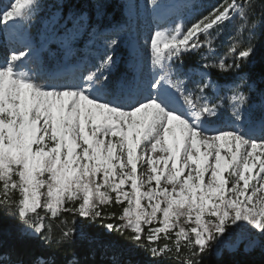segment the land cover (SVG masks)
<instances>
[{"label":"snow or ice","instance_id":"snow-or-ice-1","mask_svg":"<svg viewBox=\"0 0 264 264\" xmlns=\"http://www.w3.org/2000/svg\"><path fill=\"white\" fill-rule=\"evenodd\" d=\"M144 3L154 18L143 38L151 67L145 70L137 35L127 71L115 70L123 29L104 25L106 0L0 5V208L20 221L23 237L54 250L30 264H58L55 249L77 242L93 254L111 253L110 264H141L140 250L151 256L148 264H206L214 251L241 241L246 250L264 246V90L250 99L241 88L251 85L238 75L256 52L252 0ZM126 7L131 30L139 12L131 2ZM237 19L236 31L246 28L249 38L229 36L218 63L210 62L213 34ZM85 35L76 65L47 63L50 45L67 57ZM186 56H198L199 66L185 70ZM211 69L237 73L231 115L207 95L222 88ZM192 76L199 79L189 89L182 77ZM96 224L100 231L87 230Z\"/></svg>","mask_w":264,"mask_h":264},{"label":"trees","instance_id":"trees-1","mask_svg":"<svg viewBox=\"0 0 264 264\" xmlns=\"http://www.w3.org/2000/svg\"><path fill=\"white\" fill-rule=\"evenodd\" d=\"M73 3H83L85 6L88 0H72ZM206 3L213 2V0H205ZM43 3H49L50 0H44ZM252 4L257 5V9H252V14L249 20L253 21L255 17L262 20V24L255 31L254 46L256 49L255 56L244 68L239 72H244L248 79L253 81L259 88L264 90V0H253ZM106 15L104 18V25L108 28H113L117 25L126 24V19L123 15V7L120 0H106ZM252 15L254 17H252ZM218 42L223 41L222 34L216 36L213 34ZM238 39L241 40L242 35L238 34ZM120 43L118 50L125 57L127 53L126 47H122ZM198 56H186L184 60L185 70L199 66ZM116 70H127L120 65L116 66ZM209 78L217 79L219 81L233 80L236 75L232 73H221L217 69L209 70ZM227 75L231 77H227ZM250 99L258 98L249 94ZM53 234L58 237L60 234L59 222H53ZM23 225L15 217L9 216L2 208H0V264H12L16 260H24L26 264H30L35 259H51L53 258V249L48 248L38 239L33 241L31 238L23 237L20 229ZM87 230L100 231V225H90ZM110 240L117 241L123 247H129L123 237L118 234L106 233ZM146 254L143 250L137 254L136 259L141 261V264H148ZM5 257L1 259V257ZM54 258L58 264H67L69 260L75 258L77 261L87 259L93 264H110L111 253L108 255L96 252L95 254L87 251L85 245L77 242L75 245L62 244L58 249H55ZM206 264H264V253L259 249L252 250L251 252H243L241 249L235 252H229L226 249L220 250V254L216 255L215 252L206 258Z\"/></svg>","mask_w":264,"mask_h":264},{"label":"rangeland","instance_id":"rangeland-1","mask_svg":"<svg viewBox=\"0 0 264 264\" xmlns=\"http://www.w3.org/2000/svg\"><path fill=\"white\" fill-rule=\"evenodd\" d=\"M120 1L122 2L123 7H124L123 15L124 16H128V10H127L126 5L129 2H132V0H120ZM5 2H6V0H0V5H2ZM133 2L136 3V6H137V9H138V12H139V14H138V17L140 18L139 26H136L135 29H134V26H133L132 22H131V30H128L127 28H125L127 26H118V27L123 29L121 31V34H120V43L122 44L121 45L122 47H126V45H127V58H128V60L123 62L124 58L122 57V55L119 52V50H117L118 47L115 49L114 59H115V62H116V66L124 64L126 67H128V61L131 58L130 55H129V52H130V40L134 36L138 35L140 37V49H139V51H140L141 55L144 56L145 59H146L145 70H147V69H150V67H151L150 58H149L150 54L147 53V51H146V49L144 47L143 38L148 36L150 34V32L153 30V26L154 25H151V22H152L151 19H153V18L151 16V12L148 10V8L145 7L144 0H133ZM257 7H258L257 5L253 4V8L252 9H257ZM147 11L149 12V14L146 17H144V15L147 13ZM38 15L41 17V13H39ZM252 17H254V16L252 15ZM249 22H251V21L249 20ZM240 23L241 22L237 19V20L233 21V24L225 26L224 31L221 33L222 34L221 37H223V41L218 42L215 39L214 36L212 37L213 47H215L217 49V53H216V55H214L212 57V60L210 62H217L218 63V60H217L216 57L218 55H220L221 53H223L225 51V48H226L227 44L230 43V41L228 39L229 36L240 34V35H242L241 40L247 41V39L249 38V32L247 31L246 28L240 29L239 32L236 31V29L239 27ZM153 24H154V22H153ZM165 26H168V25H165ZM172 26L174 27V25H172ZM40 27H41V23H40L39 19L38 20H34L32 22V29H33L34 33ZM255 31H256L255 29L252 30V33H251L252 36H255V34H254ZM214 35L218 36L215 33H214ZM253 39H254V37H253ZM87 41H88V37H87V35H85L84 37H82V39L80 41H78L75 44L74 47H75L76 51L74 52V54L68 55L67 57H65L64 53L58 49L57 45L52 44L50 51L53 54L52 55L47 54V56H46L47 63L52 65V66H54V65L56 66V64L58 62H68V61H71L73 59H77V60L81 61L85 57V47L84 46H85V43ZM253 43H254V41H253ZM49 48H50V46H49ZM96 51L102 52V48L99 45H97L96 46ZM204 51L206 52L207 49H205ZM0 52H2V49H0ZM116 66H115V70H116ZM125 66H123V67H125ZM182 79H185V83L187 84L189 89H193L195 87V85L192 83V81L199 79V77L198 76H192L191 78L182 77ZM230 88H231V86H228V85L226 87H224V88H221V90H219V91H217L216 88H209L208 92H207V95L209 96V98H212L214 100V102L216 100L219 101L221 107L225 110V115L226 116L227 115H231V113L233 111V104H232V101H231V96H232L233 93L230 90ZM241 91H242V88H241ZM175 137L176 138L179 137V132L178 131L175 133ZM173 142H174L173 135H169V137H168L169 145H172ZM158 154L160 155V153H158ZM168 187H171V186L169 185ZM239 235H241V232H240V230H237V232L234 233V237L235 236H239ZM222 249H226L229 252H235V251L241 249L243 252H247V253L251 252L252 250L259 249L260 252L264 253V246H261V245H256V246H253V247L248 248L246 250L244 241H241L239 243V245L233 250H229L228 248H222ZM215 254L219 255L220 252H219V254H217L215 252ZM3 258H5V257L4 256L1 257V259H3ZM146 258H147L148 261H151V259H152L149 254H146ZM3 260H5V259H3ZM3 264H6V263H3Z\"/></svg>","mask_w":264,"mask_h":264},{"label":"bare ground","instance_id":"bare-ground-1","mask_svg":"<svg viewBox=\"0 0 264 264\" xmlns=\"http://www.w3.org/2000/svg\"><path fill=\"white\" fill-rule=\"evenodd\" d=\"M149 14V12L147 11V13L144 15V16H147ZM167 27V26H166ZM159 152H157V153H153L152 154V156H153V158L155 159L159 154H158ZM159 167H163V164H162V162H161V164L159 165ZM158 167V168H159Z\"/></svg>","mask_w":264,"mask_h":264}]
</instances>
